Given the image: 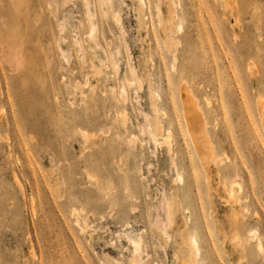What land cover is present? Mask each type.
Here are the masks:
<instances>
[{"label":"rangeland","instance_id":"obj_1","mask_svg":"<svg viewBox=\"0 0 264 264\" xmlns=\"http://www.w3.org/2000/svg\"><path fill=\"white\" fill-rule=\"evenodd\" d=\"M226 1L0 0V264H130L127 237L138 264L188 260L178 227L155 223L162 194L179 200L201 264H264V0ZM167 4L173 51L156 18ZM181 90L205 119L208 184Z\"/></svg>","mask_w":264,"mask_h":264},{"label":"bare ground","instance_id":"obj_2","mask_svg":"<svg viewBox=\"0 0 264 264\" xmlns=\"http://www.w3.org/2000/svg\"><path fill=\"white\" fill-rule=\"evenodd\" d=\"M101 1L106 3V0H101ZM225 2H227V1L225 0ZM143 7H144V3L142 1H139L138 7L136 8V10H137V14L140 17L144 16L143 15ZM173 8L174 7H172L170 5L167 6V16L166 17L161 16L159 10L157 11V14H156V18H157V22H158V28H159V34H160V37L162 39V42H163L164 46L166 47V49L168 51H173L174 47H175V43L172 40V36L174 35V33L176 31V26L174 24L175 23L174 20L176 18L175 17L176 13L174 11L175 9H173ZM179 29H180V27L177 28V30H179ZM94 34H95V30L92 27L90 32H89V37L91 39H93L94 38ZM139 66L141 67L142 65L139 64ZM132 76L134 78L128 79L126 81L127 84L129 86H131V87H135L134 85L137 83L138 87L140 88V83H141L140 79H138L135 76L134 72H132ZM119 97L122 100L126 99L125 98V90H124V88H122L120 90ZM150 98H151L150 105H151V108H152V116H148L146 114L143 116L144 117V122H145L144 130L146 131L147 135L149 136V139L151 140V142L156 145V144H158L157 143V136H159V134L161 132V124H160V122L158 120V117H157V109L155 107V101H154V97H153L152 94H150ZM194 101L192 100L191 96L185 90H181L180 103H181V108H182V113H183L185 132H186V135L188 136V138L190 140L191 146L193 147V150H194V152H195V154L197 156V159H198V161L201 164V167H202L203 172H204L205 182H206V184H208L209 178H210V175H209L210 173H209V164H208V161H206V160L213 159V157L211 158L210 157L211 153H208V152L207 153L210 154V155L208 157H205V159L202 157L203 155L202 156L200 155V152H201L200 149H201L202 142L203 141H208V135H207L206 130H205V122H204L205 119L203 118V114L198 109L197 104H195ZM259 113H262V112H259ZM261 116H262V114H261ZM260 119H261V117H260ZM261 125H262V122H261ZM263 127H264V121H263ZM263 131H264V129H263ZM167 133L169 134L168 131H167ZM168 134H167V138L165 140H169L168 139L169 138ZM166 142H168V141H166ZM168 149H170V148H168ZM201 154H202V152H201ZM174 166H175V164H174ZM184 167L186 168V166H184ZM188 167H189V169L191 168V163H189ZM178 179L181 180V177L178 176ZM233 185L236 186V187H232ZM192 186H193L194 190H191L189 188L190 193H195L196 194V191L198 190V187H197V185H196L194 180H193V185ZM223 187H224L223 190L226 193V203L229 206L231 216L235 218L238 214H240V213L245 211V209H243L241 207V205H240V200L241 199L238 196V194L239 193H243L242 191H244V190H243L241 184L238 181H236V180L233 181L229 187L226 188L225 185ZM170 197H167L164 194H162V198L158 202L157 207H155V208L157 210H159L160 213L161 212L163 213L164 219L160 220V219L156 218L155 219V223L156 222L157 223L160 222L159 223L160 225L158 224L157 226H158L159 230L161 229L160 231L162 233H164V230L167 227H172L173 228V226H172L173 224L178 227V232H179V236L181 237L182 243H183V245L185 247L188 248L190 254H189V259L188 260H184L182 257H179L180 255L178 256V254H175V256L176 255L178 256V259H177L178 261H176L177 264H201L200 260H198L199 259L198 256H199L200 253H199V249H198L197 239L195 238V236L189 235L190 231H188V226L186 224L187 222H185L183 220V218H182L183 216L182 217L181 216L175 217L174 213L178 212V211H177V209H176V211L174 210V202H175V199L176 200H178V199L173 195L172 197H175L174 201H173V198L172 197L170 198ZM178 205H179V203H178ZM177 214H179V213H177ZM157 217H158V215H157ZM230 219H231V217H230ZM230 221H232V220H230ZM156 224H155V226H156ZM158 228H156V229H158ZM233 231H234V229H233ZM165 232H167V230H165ZM174 233H175V231H174ZM234 233H236V231ZM234 233H232V234H234ZM237 234L239 236L240 233H237ZM255 234L256 233L252 232V233L249 234V236H254ZM238 236H237V238H238ZM233 237H234V235L232 236V238ZM158 238H160V236ZM162 238L164 239V237H162ZM181 240H180V242H181ZM238 240L240 241V238H238ZM238 240H236V242ZM127 241L133 248V250H132L133 251V255H132V258L130 259L129 262H130V264H138L139 261L142 260L141 252H140L141 248H140V244H139L140 241L137 240V239L133 240V239H131L129 237H127ZM181 245H179V246H181ZM179 249H177V250H179Z\"/></svg>","mask_w":264,"mask_h":264}]
</instances>
